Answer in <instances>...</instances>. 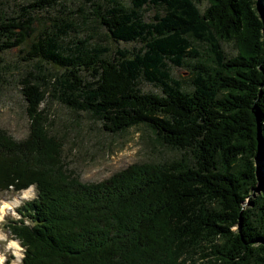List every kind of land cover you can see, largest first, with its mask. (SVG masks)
<instances>
[{"label": "trees", "instance_id": "1", "mask_svg": "<svg viewBox=\"0 0 264 264\" xmlns=\"http://www.w3.org/2000/svg\"><path fill=\"white\" fill-rule=\"evenodd\" d=\"M87 1L82 23L140 48L67 40L77 27L68 17L36 29L34 10L61 0H34L10 17L0 8V52L25 44L24 60L33 61L19 81L29 133L15 141L0 130V193L36 190L6 225L24 248L20 264H264V177L256 175L264 163L254 165L264 157V0ZM173 66L190 68V88ZM142 80L162 94L142 92ZM48 95L106 132L145 127L189 157L84 183L48 133Z\"/></svg>", "mask_w": 264, "mask_h": 264}, {"label": "rangeland", "instance_id": "2", "mask_svg": "<svg viewBox=\"0 0 264 264\" xmlns=\"http://www.w3.org/2000/svg\"><path fill=\"white\" fill-rule=\"evenodd\" d=\"M32 1L34 0H0L1 13L6 17L17 15L22 6ZM97 1L104 2L106 6H111L113 1L125 6L129 5L128 0ZM256 1L260 7L263 1ZM205 6L206 4H201L200 8L203 10ZM81 10L86 14L89 13L91 2L61 0L56 7L34 10L32 13L34 26L36 29L42 25L51 26L53 21L68 17L75 20L77 27L75 30L69 31L67 40L88 38L91 43H103L112 51L140 48L141 45L138 42H115L106 38L104 27L99 28L93 22L82 23L78 16ZM259 13L262 14L261 8ZM153 15V9H147L144 13L146 20H150ZM24 45L0 52V130L6 132L15 141L24 140L29 133V119L25 110L26 102L22 96V86L19 81L25 73L31 71L33 61L24 60V53L21 52ZM222 47L229 57L235 55V46L232 42H222ZM199 49H201L202 56L209 52L206 46ZM203 58L205 60V56ZM203 58L201 57V60ZM49 69L53 72L56 70L52 66H49ZM189 73L190 68L187 66H173L171 70L172 76L184 81L183 87L187 89L190 88L191 74ZM139 87L144 93L162 94L159 87L143 80ZM41 108L46 110L48 133L62 143V158L67 164V168L84 183L104 181L135 163L164 164L189 157L187 153L180 150L158 144L145 127H132L119 134L106 132L102 130L99 120L87 113L69 109L53 95L46 96ZM261 162L264 163V157H259L254 165L257 166ZM256 175L264 177V173L260 169H257ZM261 186L258 183L255 185L252 190L253 195ZM34 191V187H31L27 189V195L23 191L18 194H0V207L3 205L6 208L5 203L15 204L10 209H6L7 213L4 214L3 220L0 218L2 220L0 222V264H3L9 257H12L11 264H20L21 262L22 248L8 232L6 225L10 220H16L19 217L15 209L19 204L34 198L36 195ZM196 260L201 262L200 259Z\"/></svg>", "mask_w": 264, "mask_h": 264}, {"label": "bare ground", "instance_id": "3", "mask_svg": "<svg viewBox=\"0 0 264 264\" xmlns=\"http://www.w3.org/2000/svg\"><path fill=\"white\" fill-rule=\"evenodd\" d=\"M23 193L27 195V190H24ZM5 204H6V208L3 207V205L0 207V218H1V219L4 217V214L7 213V212H6V209H10L11 206L15 205V204H9V203H5ZM6 215H7V214H6ZM5 217H6V216H5ZM2 220H3V219H2ZM2 220H0V222H1ZM1 235H2V234H1Z\"/></svg>", "mask_w": 264, "mask_h": 264}, {"label": "water", "instance_id": "4", "mask_svg": "<svg viewBox=\"0 0 264 264\" xmlns=\"http://www.w3.org/2000/svg\"><path fill=\"white\" fill-rule=\"evenodd\" d=\"M257 142H258V151H260L261 148L263 147V143H262V138L260 137V134L258 131H257Z\"/></svg>", "mask_w": 264, "mask_h": 264}]
</instances>
